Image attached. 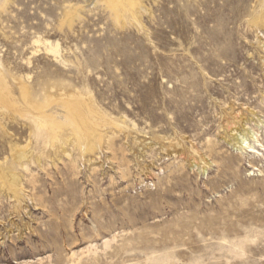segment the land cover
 Returning <instances> with one entry per match:
<instances>
[{"label": "rangeland", "instance_id": "obj_1", "mask_svg": "<svg viewBox=\"0 0 264 264\" xmlns=\"http://www.w3.org/2000/svg\"><path fill=\"white\" fill-rule=\"evenodd\" d=\"M107 2L0 0V264H264V0Z\"/></svg>", "mask_w": 264, "mask_h": 264}, {"label": "bare ground", "instance_id": "obj_2", "mask_svg": "<svg viewBox=\"0 0 264 264\" xmlns=\"http://www.w3.org/2000/svg\"><path fill=\"white\" fill-rule=\"evenodd\" d=\"M96 1V0H95ZM108 2H107V4L109 3V6L108 7H112L113 9H114V13H115V16H117V17H120V18H125V17H127V15L129 14V13H131V14H133L134 13V11H136L137 12V10H138V8L140 9L141 7H138L139 6V4H140V0H107ZM88 2V1H87ZM111 8V9H112ZM142 10V9H141ZM4 87H2V88H4L5 89V91L4 92H6V86L5 85H3ZM1 90V89H0ZM2 91V90H1ZM3 93V92H2ZM6 95H2L1 93H0V99H1V97L2 96H4V99H7V101H8V96H7V92L5 93ZM10 95V94H9ZM23 95H26V91L25 90H23ZM27 96V95H26ZM26 98V97H25ZM24 98V99H25ZM2 100V99H1ZM54 112V111H53ZM82 114V105L80 106L79 105V103H74V104H72L71 106H66V112L63 114V115H60V119H59V121L57 122V123H55V119H52L51 120V125H50V127H52L53 128V126H57L58 128H60L59 126H62V124H67V123H70V124H72V125H74V126H76L75 125V123H74V121L73 120H75L74 119V115L75 116H80ZM64 122H67V123H64ZM45 124V123H44ZM73 126V127H74ZM54 136H55V134H54ZM86 136H91L92 138L90 139V141H89V143L87 142V145L88 144H90V147H89V149H93V148H95L94 146L97 144V141H102L101 139H99L96 135H95V137H94V135H92V134H86ZM247 140V139H246ZM242 142V144L243 143H245V140L243 139V141H241ZM241 142H237V144H239V146L241 147V148H246L247 149V152L250 154V153H252V154H256V151H255V147L254 146H251V145H249V144H245V145H247V147H245L244 146V144H243V146L240 144ZM108 143H110V142H108ZM100 144V143H99ZM109 146H111V143L110 144H108ZM98 148H99V146H98ZM87 151V150H86ZM94 151V150H93ZM22 156V155H21ZM255 157V156H254ZM23 160V159H22ZM1 169V168H0ZM16 193H18V191L17 190H15V194Z\"/></svg>", "mask_w": 264, "mask_h": 264}]
</instances>
